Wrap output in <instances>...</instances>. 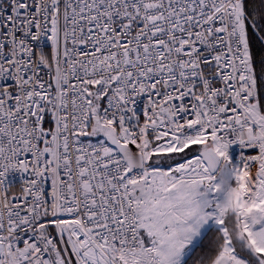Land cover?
I'll list each match as a JSON object with an SVG mask.
<instances>
[{
	"label": "snow or ice",
	"instance_id": "1",
	"mask_svg": "<svg viewBox=\"0 0 264 264\" xmlns=\"http://www.w3.org/2000/svg\"><path fill=\"white\" fill-rule=\"evenodd\" d=\"M247 3L0 0V264H264Z\"/></svg>",
	"mask_w": 264,
	"mask_h": 264
},
{
	"label": "trees",
	"instance_id": "2",
	"mask_svg": "<svg viewBox=\"0 0 264 264\" xmlns=\"http://www.w3.org/2000/svg\"><path fill=\"white\" fill-rule=\"evenodd\" d=\"M247 7L250 11H256L264 7V3H262V0H248Z\"/></svg>",
	"mask_w": 264,
	"mask_h": 264
}]
</instances>
